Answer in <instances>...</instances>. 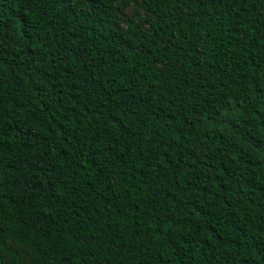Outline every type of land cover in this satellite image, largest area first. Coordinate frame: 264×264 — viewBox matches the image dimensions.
<instances>
[{
  "label": "trees",
  "instance_id": "1",
  "mask_svg": "<svg viewBox=\"0 0 264 264\" xmlns=\"http://www.w3.org/2000/svg\"><path fill=\"white\" fill-rule=\"evenodd\" d=\"M0 264H264V0H0Z\"/></svg>",
  "mask_w": 264,
  "mask_h": 264
},
{
  "label": "rangeland",
  "instance_id": "2",
  "mask_svg": "<svg viewBox=\"0 0 264 264\" xmlns=\"http://www.w3.org/2000/svg\"><path fill=\"white\" fill-rule=\"evenodd\" d=\"M129 13H132L131 8L128 9Z\"/></svg>",
  "mask_w": 264,
  "mask_h": 264
}]
</instances>
